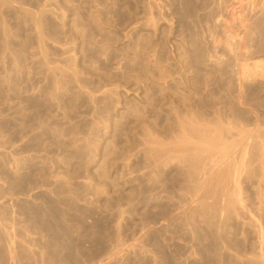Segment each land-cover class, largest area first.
<instances>
[{"label": "rangeland", "instance_id": "obj_1", "mask_svg": "<svg viewBox=\"0 0 264 264\" xmlns=\"http://www.w3.org/2000/svg\"><path fill=\"white\" fill-rule=\"evenodd\" d=\"M8 3L0 55L4 17L37 67L0 125V264H264V0ZM45 10L71 52L39 40ZM43 63L79 70L50 106Z\"/></svg>", "mask_w": 264, "mask_h": 264}, {"label": "bare ground", "instance_id": "obj_2", "mask_svg": "<svg viewBox=\"0 0 264 264\" xmlns=\"http://www.w3.org/2000/svg\"><path fill=\"white\" fill-rule=\"evenodd\" d=\"M8 0H0V7H3V6H8ZM9 5H11V4H9ZM42 15H40L39 17H38V15H37V17L38 18H36V20L34 19V21H35V26H36V29L35 30H37V34H39L40 35V37L39 38H41V39H39L40 41L42 40H44V41H46V42H48L47 44H49V46H50V44L52 43V45H60V47L62 46V47H64L63 49H64V52H62V53H64V54H67V53H69V52H71V50H72V47H66L67 45L64 43V41H66L65 39H67V37L65 38L64 37V27H65V24L67 23L66 22V20H64L63 18L66 16H64V17H62L61 15H60V13L59 12H57V11H53V10H50V11H43L42 13H41ZM62 15H64V14H62ZM66 18V17H65ZM27 19V18H26ZM1 22H2V30H3V39H2V44H3V49H4V52L2 53V55H0V62L2 63V68H0V125H2V126H9L10 124H11V118L13 117H11V118H8V116H7V114L5 113L6 112V109L9 107V105L10 104H12V103H17V101L16 102H14L16 99H20L21 98V95H23L22 93V87L20 86V81L21 80H23V79H25V78H30V76H31V74H32V70H34L36 67H34L33 65V67L34 68H30V69H28L27 68V63L29 62H27V60H28V58H26V60H24L22 57H25L23 54L25 53H23L21 50H22V47L20 46V49L21 50H19V48H17V50H15V48H14V46H15V44L13 43V40L15 39V37H17L18 35H16V34H14L13 33V30L9 27V25H7V22H6V19L4 18V17H2L1 18ZM24 21H26L27 22V20H24ZM64 21L66 22V23H64ZM25 23V22H24ZM28 23V22H27ZM26 23V24H27ZM27 34V33H26ZM24 37H26V36H24ZM25 39V38H24ZM16 41V40H15ZM14 41V42H15ZM41 41V42H42ZM43 41V42H44ZM1 43V42H0ZM21 43V42H20ZM45 43V42H44ZM70 43V42H69ZM14 44V45H13ZM23 45V44H22ZM27 45V44H26ZM64 45H66V46H64ZM47 46V45H46ZM45 45H44V47H45V49L48 47H46ZM24 48H25V46H23ZM44 47H43V50L44 51H47L48 49H49V47H48V49L47 50H45L44 49ZM56 47V46H55ZM23 48V49H24ZM52 48V47H51ZM57 48H59V47H56V49ZM25 50V49H24ZM1 51H3V50H1ZM7 51H10V53L12 54V56H13V60H11L12 58V56L10 57L11 59V66H8L9 65V63L6 65V61H8V59H7V56H5V54L7 53ZM26 51V50H25ZM49 51H50V49H49ZM58 52V51H57ZM73 52V51H72ZM9 53V52H8ZM8 53H7V55H8ZM23 53V54H22ZM46 53H48V52H46ZM26 55V54H25ZM68 55H70V56H67V55H65V56H67V57H65L64 56V58H63V61H64V63H65V65L66 66H68V65H70V67H73V66H75L76 67V65H73V64H71L74 60H73V54L71 55V54H68ZM5 57H6V61H5ZM73 60V61H72ZM29 64H30V62H29ZM43 64H45V65H47V63H43ZM68 64V65H67ZM45 65H43V66H45ZM71 65H73V66H71ZM42 66V67H43ZM56 66H60V65H56ZM64 66V65H63ZM66 66L65 67H62V66H60L61 67V69H55V67L54 68H52V69H50V67L51 66H49L48 67V65L46 66V67H48L49 69H48V72H46V67H45V72L47 73V77L46 78H42V77H44L43 75H44V73L42 74V76H41V79H40V77L38 76V75H41L40 73L37 75V77L36 78H34V79H37L38 77H39V81L37 80H32V82L30 83V87H31V89H32V97L34 98V100L35 99H37V97H39L37 100L39 101V105H41L40 103H45V106H50V102H49V104H48V101L50 100V98H52V96L53 95H55V93H58V91L61 89V88H64V87H66L65 86V84L66 85H68L67 83H69V82H67V83H65L66 81H70V76L72 75V77H71V79L72 80H74V77H73V74H74V76L76 75L75 73L77 72V71H79V70H76L77 68H74L73 70L70 68V67H68V69L67 70H69V68L71 69V70H69V71H67L66 69H62V68H66ZM28 67H31V66H28ZM41 67H39V69H40ZM41 70V69H40ZM74 70H76V72L74 71ZM72 71V72H71ZM74 71V72H73ZM36 72H40V71H36ZM77 74H78V72H77ZM81 75V73L79 74V75H77L78 77ZM34 76V75H33ZM77 76H76V82L78 81V83H80V82H82L81 80H83V79H79V78H77ZM35 77V76H34ZM78 79V80H77ZM17 80V81H16ZM80 80V81H79ZM90 79H88V82H90L89 81ZM19 81V82H18ZM28 81V80H27ZM71 82V81H70ZM84 82H86L85 84H83L84 85V87L86 86V84H88L87 83V80H85ZM93 82V81H92ZM21 83H23L24 85H25V83L27 84V82H25V80H24V82L22 81ZM72 83H73V81H72ZM77 83V84H78ZM22 84V85H23ZM76 84V85H77ZM26 86V85H25ZM29 86V85H28ZM27 86V87H28ZM64 86V87H63ZM78 86H79V88L80 89H82V85L81 84H78ZM81 86V87H80ZM89 86V85H88ZM74 88V87H73ZM89 87H87L85 90H87ZM90 88H91V86H90ZM65 90H67L66 88H65ZM25 91V90H24ZM28 91V90H27ZM68 91V90H67ZM88 91V90H87ZM86 91V92H87ZM60 92H64L63 90H60ZM77 92V91H76ZM80 92H81V90H80ZM92 92H94V91H92ZM92 92L90 93H86L84 96H85V98H86V100L90 103V106H89V109L90 110H92V111H94V110H96L95 109V107H96V105H95V102L97 103V101H95V96L94 95H96V94H92ZM25 93H27V92H25ZM72 93V92H71ZM73 94V93H72ZM75 94V93H74ZM73 94V95H74ZM26 95V94H25ZM28 95V94H27ZM78 95V94H77ZM59 96H60V94H59ZM81 96H82V93H81ZM27 97V96H26ZM64 97V96H63ZM32 98V99H33ZM23 99H24V97H23ZM28 100H30V98H27ZM69 99H71V98H69ZM74 99H76V98H74ZM33 100V101H34ZM25 101V100H24ZM32 101V100H31ZM37 101V102H38ZM65 101V100H64ZM71 101V100H70ZM12 102V103H11ZM22 103H23V101H21ZM20 102V103H21ZM25 102H28V101H25ZM58 102V101H57ZM18 103H19V101H18ZM29 103V102H28ZM46 103H47V105H46ZM61 104L63 103V102H60ZM13 105V104H12ZM21 105V104H20ZM23 105V104H22ZM36 105V104H35ZM44 105V104H43ZM42 105V106H43ZM63 105V104H62ZM82 105V104H81ZM65 106H68V105H65ZM20 107V106H19ZM63 107V106H62ZM78 107H81V106H78ZM10 108H12V107H10ZM16 107H14V109H15ZM65 108H67V107H65ZM64 108V109H65ZM69 108V107H68ZM13 109V110H14ZM20 109H23V108H20ZM26 109V108H25ZM29 110H30V108H28ZM36 109V108H35ZM44 109V108H43ZM70 109H72V108H70ZM81 109H83V111H84V106H82L81 107ZM80 109V110H81ZM86 109V108H85ZM88 109V110H89ZM98 109V108H97ZM29 110H28V114H29ZM37 110H38V107H37ZM67 110V109H66ZM75 110V109H74ZM79 109L77 108V111H78ZM16 111V110H15ZM33 111V110H32ZM39 111V110H38ZM42 111V110H41ZM65 111V110H64ZM67 111H70V110H67ZM97 111V110H96ZM85 112V111H84ZM84 112H82V113H84ZM91 112V111H90ZM22 113H24V112H22ZM74 113V112H73ZM15 114V113H14ZM17 114H18V112H17ZM31 114V113H30ZM79 114H81V113H79ZM79 114H77V115H79ZM93 114V113H92ZM32 115V114H31ZM43 115V114H42ZM67 115H68V113H67ZM88 115V114H87ZM95 115V114H94ZM97 115V114H96ZM10 116V115H9ZM33 116V115H32ZM41 116V115H40ZM43 117V116H42ZM83 117V116H82ZM85 117V116H84ZM87 117H89L90 118V115L89 116H86L85 118H87ZM13 118H15V117H13ZM37 118V117H36ZM93 118H94V116H93ZM96 118V117H95ZM40 119V118H39ZM65 119H66V117H65ZM64 120V119H63ZM62 120V121H63ZM89 120V119H88ZM93 121V120H92ZM12 123H14V122H12ZM15 123H16V121H15ZM94 123H96L95 122V120H94ZM52 124V123H51ZM56 124V123H55ZM58 124H60L59 122H58ZM57 124V125H58ZM68 124V123H67ZM81 124V123H80ZM92 124H93V122H92ZM48 125V124H47ZM54 125V124H53ZM61 125V124H60ZM64 125H66V122H65V124ZM70 125V126H69ZM5 126V127H6ZM11 126V125H10ZM62 126H63V124H62ZM61 126V127H62ZM67 126V125H66ZM68 128H69V131L70 132H66V134L65 135H68L69 136V134H67V133H71L72 135H73V138L75 137V139H78V138H82V139H85V141L83 140V142L85 143L86 142V145L85 146H83V145H81V146H83L85 149V154H87L86 152H94L93 151V149H94V140H93V136H94V132H93V129L92 128H89L87 131H85V132H82L81 130H80V125H79V123L78 122H74V123H72V124H68ZM93 127H94V125H92ZM51 127V126H50ZM54 127V126H53ZM57 127V126H56ZM60 127V128H61ZM65 127V126H64ZM8 128V127H7ZM7 128H5V129H7ZM59 128V130H61ZM67 128V127H66ZM4 129V128H3ZM10 129V128H9ZM47 130H48V128H46ZM45 129V130H46ZM53 129V128H52ZM55 129H57V128H55ZM49 130H50V128H49ZM48 130V131H49ZM67 130V129H66ZM95 130V129H94ZM58 131V130H57ZM68 131V130H67ZM51 132V131H50ZM49 132V133H50ZM61 132V131H60ZM52 134H54L53 132H52ZM58 134V133H57ZM56 134V135H57ZM60 135V134H59ZM62 136V135H61ZM64 137V136H63ZM71 137V136H70ZM67 139H69V138H67ZM81 139V140H82ZM69 141V140H68ZM80 141V140H79ZM78 142V141H77ZM75 143V142H74ZM80 143V142H79ZM77 145H78V143H77ZM67 146V145H66ZM73 146V145H72ZM75 146V145H74ZM76 147V146H75ZM70 148V147H69ZM79 148V147H78ZM73 149V148H72ZM75 150V149H74ZM78 150H80V149H78ZM83 150V151H84ZM77 151V150H76ZM80 151H82V150H80ZM81 154V153H80ZM63 184H61V186H62ZM64 186H66V185H64ZM60 187V186H59ZM62 192H63V186H62V190H61Z\"/></svg>", "mask_w": 264, "mask_h": 264}]
</instances>
